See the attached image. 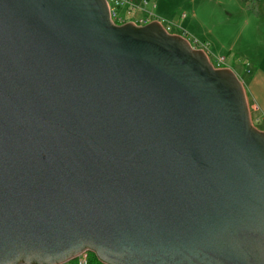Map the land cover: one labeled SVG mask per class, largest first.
<instances>
[{"label":"water","instance_id":"water-1","mask_svg":"<svg viewBox=\"0 0 264 264\" xmlns=\"http://www.w3.org/2000/svg\"><path fill=\"white\" fill-rule=\"evenodd\" d=\"M264 264V131L230 68L106 0H0V264Z\"/></svg>","mask_w":264,"mask_h":264},{"label":"rangeland","instance_id":"rangeland-1","mask_svg":"<svg viewBox=\"0 0 264 264\" xmlns=\"http://www.w3.org/2000/svg\"><path fill=\"white\" fill-rule=\"evenodd\" d=\"M144 1L146 4H144ZM131 18L152 14L170 33L186 31L185 39L200 46L208 58L247 73L264 70V3L243 0H142ZM124 18L123 9L120 13ZM256 128L260 127L258 124ZM74 260L71 261V264Z\"/></svg>","mask_w":264,"mask_h":264},{"label":"built area","instance_id":"built-area-1","mask_svg":"<svg viewBox=\"0 0 264 264\" xmlns=\"http://www.w3.org/2000/svg\"><path fill=\"white\" fill-rule=\"evenodd\" d=\"M106 1H107V4H108V9H109V13H110V19H111V21H112V23L114 25L120 26V25H123L125 23L131 22V23H134L137 26H143V25H145V24H147V23H149L151 21H158L157 19H155L153 17L152 14H148L147 17H139L137 19L131 18L130 15L132 14V12L134 10L140 9L138 6L135 5V3L132 0H106ZM144 4H146L145 1H144ZM123 9L126 12L125 18L120 14ZM164 29L169 34L179 35V36H181L184 39H185V35L187 34V32L184 31V30H182L180 33H170L168 28H164ZM187 41L189 42L190 46L193 49L202 50L207 55V52H206V50L203 47L204 45L199 47V45L197 44L196 41H195V44L190 42L189 40H187ZM209 61H210V59H209ZM210 63L216 69H220V68H225L226 67L225 59L222 58V57L215 58L214 62L210 61ZM73 260H74V264H88L89 252L85 251V252L81 253L78 257H76ZM71 261H68L65 264H71Z\"/></svg>","mask_w":264,"mask_h":264},{"label":"crops","instance_id":"crops-1","mask_svg":"<svg viewBox=\"0 0 264 264\" xmlns=\"http://www.w3.org/2000/svg\"><path fill=\"white\" fill-rule=\"evenodd\" d=\"M132 1L137 3L142 0ZM226 67L232 69L243 83L252 124H258L260 127L257 129L264 131V70L259 67L252 74H246L237 67Z\"/></svg>","mask_w":264,"mask_h":264},{"label":"trees","instance_id":"trees-1","mask_svg":"<svg viewBox=\"0 0 264 264\" xmlns=\"http://www.w3.org/2000/svg\"><path fill=\"white\" fill-rule=\"evenodd\" d=\"M243 2L264 3V0H243ZM88 264H101V263L96 259V257L92 253H89Z\"/></svg>","mask_w":264,"mask_h":264}]
</instances>
